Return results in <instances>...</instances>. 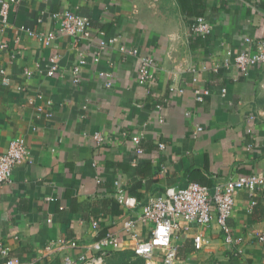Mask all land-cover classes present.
Masks as SVG:
<instances>
[{
	"label": "crops",
	"instance_id": "crops-1",
	"mask_svg": "<svg viewBox=\"0 0 264 264\" xmlns=\"http://www.w3.org/2000/svg\"><path fill=\"white\" fill-rule=\"evenodd\" d=\"M66 10L87 18L92 36L59 32L44 45L36 34L57 32L52 15ZM197 17L210 23L207 36L192 32ZM1 27L0 151L14 138L27 146L0 188V242L13 264L77 260L107 233L120 237V249H132L153 226L140 221L141 206L166 188L264 172V64L241 72L233 60L246 36L264 40V0H21ZM132 48L155 60L149 85L138 82ZM52 57L58 66L48 75ZM79 59L84 64L74 82L71 68ZM202 88L209 95L198 101L194 90ZM117 188L139 204H121ZM234 200L231 242L216 220L179 221L172 242L182 263L264 264V244L256 239L264 193L242 189ZM129 218L136 220L134 237L123 227ZM53 238L77 246L49 253L45 245ZM151 264H161L159 253Z\"/></svg>",
	"mask_w": 264,
	"mask_h": 264
},
{
	"label": "built area",
	"instance_id": "built-area-1",
	"mask_svg": "<svg viewBox=\"0 0 264 264\" xmlns=\"http://www.w3.org/2000/svg\"><path fill=\"white\" fill-rule=\"evenodd\" d=\"M19 1L21 0H0L1 29L7 25L11 4ZM52 17L57 21V32L49 30L36 34L37 38L46 46L51 44L59 32L76 38H90L92 36L91 22L76 12L66 10L54 13ZM191 30L195 34L207 36L211 32V25L204 17H197L191 24ZM117 39L116 36L101 41L100 48L103 49L107 43L111 44ZM244 42L246 44L245 49H239L233 54L234 65L241 72H247L257 64H264V40L246 36ZM5 46L4 43H0V48ZM120 49L125 50L124 46H120ZM127 53L138 60L139 84L142 86L151 84L155 77L156 64L154 58L142 54L138 48H132ZM227 54L231 55V51H228ZM50 63L47 73L53 75L58 66L56 57H52ZM82 64H84V60L79 59L71 68L74 82L79 81ZM222 94H225V89L222 90ZM206 95H209L208 88L194 90L195 99L198 101H202ZM93 138L97 142L104 139L100 133L94 134ZM131 141L134 143L136 152L142 154L143 150L139 147V135L133 134ZM159 148H164V144L160 143ZM26 153L27 146L23 138L11 139L7 148L0 151V188L11 181L13 168L22 162ZM242 189L253 196L256 193H264V172L240 175L223 182L216 181L213 186L190 182L186 186L166 188L160 195L150 198L141 206L140 221L152 223L153 226L146 241L135 243L132 248L134 253L144 258V264H151L156 253L161 255V264H186L178 259L176 246L172 242L173 232L178 228L179 221L207 226L216 220L225 232V240L231 242L227 220L234 208V194ZM116 196L118 201L127 208H134L139 204L134 197L124 196L119 188L116 190ZM255 203L256 200L252 199L251 204L254 205ZM135 223V219L129 218L123 224L127 233H133L131 234L132 237L135 236ZM93 225L96 226V222H93ZM256 239L264 244V227L256 234ZM193 243L196 249L202 248L204 239L200 233L193 237ZM121 244L118 235L107 233L103 238L84 246L85 252L77 260L65 255L62 262L63 264H102L104 255L111 250L120 249ZM76 246L77 242L74 240L53 238L46 243L45 250L52 253ZM0 255L4 258L2 264L14 263L9 247L1 242Z\"/></svg>",
	"mask_w": 264,
	"mask_h": 264
},
{
	"label": "trees",
	"instance_id": "trees-1",
	"mask_svg": "<svg viewBox=\"0 0 264 264\" xmlns=\"http://www.w3.org/2000/svg\"><path fill=\"white\" fill-rule=\"evenodd\" d=\"M144 258L137 256L132 249L111 250L104 255L102 264H143Z\"/></svg>",
	"mask_w": 264,
	"mask_h": 264
},
{
	"label": "rangeland",
	"instance_id": "rangeland-1",
	"mask_svg": "<svg viewBox=\"0 0 264 264\" xmlns=\"http://www.w3.org/2000/svg\"><path fill=\"white\" fill-rule=\"evenodd\" d=\"M144 264V263H143Z\"/></svg>",
	"mask_w": 264,
	"mask_h": 264
}]
</instances>
